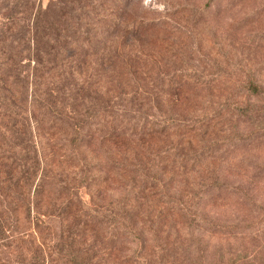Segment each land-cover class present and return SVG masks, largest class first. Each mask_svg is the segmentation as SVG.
Returning <instances> with one entry per match:
<instances>
[{"label":"rangeland","instance_id":"obj_1","mask_svg":"<svg viewBox=\"0 0 264 264\" xmlns=\"http://www.w3.org/2000/svg\"><path fill=\"white\" fill-rule=\"evenodd\" d=\"M41 1L46 7L51 0ZM129 4L124 9V23L141 19L156 28L142 38L129 40L127 48L131 56V50H141L145 62L155 55L154 61L146 67L140 59H134L133 68L105 70L104 90L117 97L121 93L126 100L138 90L144 103L140 110L149 118L170 113L164 117L166 121L171 116L192 122L210 118L208 109L218 111V104L225 98L222 128L209 130L202 141L176 137L170 126L162 134L134 139L95 138L78 144L74 156L67 151L56 152L53 140L64 131L43 128L35 140L44 170L52 180L58 178L75 187L87 209L116 211L126 202L131 188L139 184L135 173L120 171L118 164L158 156L145 166L150 175L164 181L166 193L151 187L136 201L131 197L129 203H140L132 219L144 232L147 248L166 239V249L171 247L172 251L164 253L177 262L225 264L249 258L263 264L264 0H129ZM115 41L119 43L121 38ZM197 77L214 81L208 87L181 85ZM157 80L163 82V88ZM250 81L260 87V95L253 96L246 90ZM155 95L158 103L149 101ZM30 155L36 156L33 150ZM46 160L50 165H45ZM169 198L186 204L191 215L178 218ZM57 221L52 222L54 230ZM156 235L161 240L154 243ZM124 253L120 251L119 257Z\"/></svg>","mask_w":264,"mask_h":264},{"label":"trees","instance_id":"obj_2","mask_svg":"<svg viewBox=\"0 0 264 264\" xmlns=\"http://www.w3.org/2000/svg\"><path fill=\"white\" fill-rule=\"evenodd\" d=\"M129 5V0H51L44 7L41 0H0V264H191L170 260L164 253L172 251L171 247L166 249V239L161 245L149 244L148 249L144 232L132 219L140 203L130 206L131 197L136 201L151 187L165 189L164 181L150 175L145 166L158 156L119 163L120 171L135 173L139 184L131 188L118 210L99 211L84 207L75 187L48 176L36 147L37 133L43 128L64 131L53 144L56 152H71V156L78 144L95 138L134 139L162 134L170 126L176 137L202 141L209 130L222 128L225 98L218 111L208 109L210 118L192 122L171 116L166 121L164 117L170 113L149 118L140 110L144 103L138 90L128 100L121 93L117 97L104 90L105 70L133 68L134 59L146 67L154 61L155 55L145 62L141 50H131V56L127 48L129 40L142 38L156 28L141 19L124 23V9ZM120 38L117 43L115 39ZM213 81L197 77L181 85L208 87ZM157 84L160 86L161 80ZM245 88L253 96L260 95L255 82L250 81ZM110 100L115 101L112 106ZM158 100L156 95L149 98ZM125 104L139 110H128ZM32 150L34 158L29 157ZM49 163L46 160L45 165ZM169 199L178 218L191 215L186 204ZM56 219L58 228L54 230ZM159 240L157 235L153 237L154 243ZM118 249L125 252L120 257ZM225 264L260 263L246 258Z\"/></svg>","mask_w":264,"mask_h":264}]
</instances>
